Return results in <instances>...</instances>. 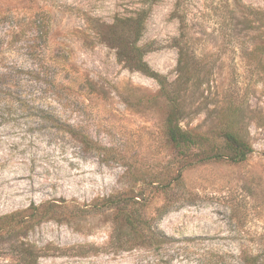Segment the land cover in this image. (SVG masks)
Masks as SVG:
<instances>
[{"label":"rangeland","instance_id":"1","mask_svg":"<svg viewBox=\"0 0 264 264\" xmlns=\"http://www.w3.org/2000/svg\"><path fill=\"white\" fill-rule=\"evenodd\" d=\"M141 11L139 44L149 45L152 69L174 81L179 42L196 69L211 72L203 95L186 94L181 126L216 131L225 97L238 95L240 125L254 148L240 165L186 171L177 187L181 205L158 220L176 238L162 257L240 264L243 248L264 254V51L250 54L264 45V0H0V72L12 85L0 93V215L32 203L66 205L28 240L69 252L97 247L40 264L153 262L145 248L104 251L110 213L77 208L149 179L176 155L164 132L168 107L159 84L119 62L101 37L115 20ZM42 108L81 128L94 145L85 148L46 121ZM4 250L0 264H14Z\"/></svg>","mask_w":264,"mask_h":264},{"label":"trees","instance_id":"2","mask_svg":"<svg viewBox=\"0 0 264 264\" xmlns=\"http://www.w3.org/2000/svg\"><path fill=\"white\" fill-rule=\"evenodd\" d=\"M259 14V13H258ZM264 16V11L262 12ZM144 12L115 20L102 33V39L116 50L119 62L133 70L153 78L160 86V94L168 107L164 121V132L176 155L164 169L153 172L145 180H135L130 188L122 189L98 199L95 203L78 206L81 212H109L111 215V231L108 242L102 246L106 252H119L145 248L153 256L151 264H172L170 259H164L161 251L176 242V238L167 234L158 224L161 217L179 207L181 204L177 187L184 183L187 170L197 166L226 163L240 165L254 151L252 144L242 131L239 116L242 112V102L238 95L229 94L225 97V105L220 110L219 125L216 131H198L184 129L180 120L185 114L187 105L186 94L190 98L201 92L202 87L210 79V71L195 68V56L191 55L186 46L177 42L178 63L177 76L170 81L166 75L152 69L145 60L149 45H140L144 29ZM264 51V45L254 46L250 54L256 58V53ZM9 81V82H8ZM8 72H0V93H4L12 85ZM184 92V95H182ZM207 98V97H206ZM11 100V97L8 101ZM46 121L69 134L83 147H92L94 140L67 121H63L51 112L40 109ZM158 198L159 205L153 206ZM56 202L36 204L0 215V253L2 249L14 264H40L42 258L54 255H83L94 246H78L75 252L62 250L49 243L44 246L28 240L29 233L44 221L53 218L59 208H66ZM153 207V212L150 208ZM73 249V248H71ZM264 251V249H263ZM240 264H264V254L243 248L239 252Z\"/></svg>","mask_w":264,"mask_h":264}]
</instances>
